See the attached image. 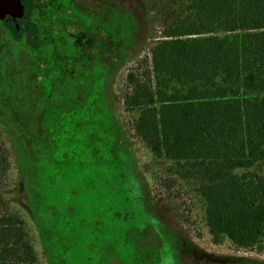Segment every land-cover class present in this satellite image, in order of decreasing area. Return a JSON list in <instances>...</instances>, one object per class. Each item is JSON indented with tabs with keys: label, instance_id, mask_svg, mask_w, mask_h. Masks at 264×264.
<instances>
[{
	"label": "rangeland",
	"instance_id": "obj_1",
	"mask_svg": "<svg viewBox=\"0 0 264 264\" xmlns=\"http://www.w3.org/2000/svg\"><path fill=\"white\" fill-rule=\"evenodd\" d=\"M21 1L23 19H0V54L11 55L15 67L0 97L14 105L16 97H33L34 112L45 117L54 97L52 114L63 118L48 144L41 132L26 136L0 109V147L9 161L0 214L25 220L38 263L264 264V249L211 242L195 184L152 155L132 130L136 111L123 105L128 70H149L162 29L190 17L189 1ZM8 37L15 50L6 49ZM51 62L60 83L46 108L35 97H45L42 76ZM33 118L26 115L29 128L38 129ZM249 171L264 173V160Z\"/></svg>",
	"mask_w": 264,
	"mask_h": 264
},
{
	"label": "trees",
	"instance_id": "obj_2",
	"mask_svg": "<svg viewBox=\"0 0 264 264\" xmlns=\"http://www.w3.org/2000/svg\"><path fill=\"white\" fill-rule=\"evenodd\" d=\"M188 1L190 17L164 26L150 51L149 70H128L123 105L136 111L132 130L152 155L171 161L181 179L195 184L211 242L227 239L236 248L260 252L264 173L249 169L264 160V0ZM7 41L6 49L18 47L14 38ZM11 59L1 52L0 94H8L3 90L15 68ZM50 65L47 75L41 70L45 97H35L46 108L60 83ZM34 86L24 88L32 94ZM11 98L0 97V109L11 113L26 136L41 132L49 144L51 127L63 118L52 114L56 99L45 117L34 112L33 97L12 99L18 106ZM28 114L38 129L29 128ZM8 167L0 147V190ZM0 264H39L27 223L14 212L0 214Z\"/></svg>",
	"mask_w": 264,
	"mask_h": 264
},
{
	"label": "water",
	"instance_id": "obj_3",
	"mask_svg": "<svg viewBox=\"0 0 264 264\" xmlns=\"http://www.w3.org/2000/svg\"><path fill=\"white\" fill-rule=\"evenodd\" d=\"M6 15L13 19L22 18L24 15V5L21 0H0V19Z\"/></svg>",
	"mask_w": 264,
	"mask_h": 264
},
{
	"label": "flooded vegetation",
	"instance_id": "obj_4",
	"mask_svg": "<svg viewBox=\"0 0 264 264\" xmlns=\"http://www.w3.org/2000/svg\"><path fill=\"white\" fill-rule=\"evenodd\" d=\"M23 5H24V3H22ZM25 12H26V10H25V7H24V15H23V17L22 18H19V19H23L24 18V16H25ZM6 16H8V15H6ZM5 16V17H6ZM10 17V16H9ZM21 28V27H20ZM92 97H97V87H95L94 88V92H93V94H92Z\"/></svg>",
	"mask_w": 264,
	"mask_h": 264
}]
</instances>
